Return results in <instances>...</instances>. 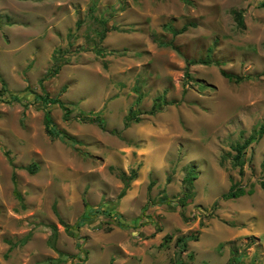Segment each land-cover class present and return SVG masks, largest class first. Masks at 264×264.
I'll list each match as a JSON object with an SVG mask.
<instances>
[{
    "label": "rangeland",
    "instance_id": "1",
    "mask_svg": "<svg viewBox=\"0 0 264 264\" xmlns=\"http://www.w3.org/2000/svg\"><path fill=\"white\" fill-rule=\"evenodd\" d=\"M234 10L244 11L245 28ZM56 49L63 66L42 87ZM187 69L193 80L184 90ZM222 70L252 77L238 82ZM263 72L264 0H0V90L2 79L8 90L0 102V264H47L58 251L65 264H228L233 248L237 264H264V136L245 150L242 171L233 149L264 123ZM65 86L70 119L58 105L48 109L79 144L47 135L37 100L43 88L56 97ZM164 92L176 103L148 114ZM131 107L142 120L126 127ZM90 111L102 112L106 130L80 119ZM190 168L198 178L183 209ZM122 172L136 174L127 189ZM233 185L247 193L223 199ZM84 198L119 217L95 214L76 228ZM196 233L180 253L176 238Z\"/></svg>",
    "mask_w": 264,
    "mask_h": 264
},
{
    "label": "trees",
    "instance_id": "2",
    "mask_svg": "<svg viewBox=\"0 0 264 264\" xmlns=\"http://www.w3.org/2000/svg\"><path fill=\"white\" fill-rule=\"evenodd\" d=\"M234 15H235V19L237 21L238 26H240L241 28H245L246 23H245V18H244V11L242 10H234L233 11ZM100 22L104 25V29L100 32L101 35V39H104L107 35V32L109 31L108 28H106V24L108 22V20L106 19H101ZM80 25V22L78 23V26ZM188 29V25L183 26L182 29L180 30H174L176 34L179 33H183ZM61 49H56L55 50V54H54V64L53 66L50 68V70L48 71V74L45 76V78H43L41 80V86L43 87V81L46 78H53L55 77L60 69L63 66V63H60V58H59V53L61 52ZM96 52L98 54H102L103 50L101 48H97ZM198 63H202V64H212L213 62L211 60L208 59H200V60H189L188 61V67H190L193 64H198ZM216 64L221 65L223 64L221 61H217ZM222 74L227 77L230 80H235V81H243L245 79H251L252 76L250 75H237V74H232L229 72H226L224 70H222ZM261 76H264V72L262 73ZM193 77L191 76L190 72L187 69V73H186V80H185V88L186 89V84L189 83V81H192ZM3 83V88L0 90V102L3 101L4 96H6V94H8V90L6 88V84L4 82V80H1ZM67 87H63L61 90L60 95L56 96V97H52L50 95V93H48L44 88H43V93L42 94H37V100H40L43 102V104L45 105L44 108V126H45V132L47 133V135L55 140V139H60L64 142L67 143H71V144H79L80 141L75 138L74 136L70 135L69 133H67L64 130H61L59 128H57L52 115H51V111L48 109L49 104H55L58 105L64 112V119L65 120H69L70 116L73 112V109L71 108V105L66 103L64 100L61 99V96L66 92ZM138 91V89H137ZM11 97V101L12 103L14 102H21V98L19 95L17 94H10L9 95ZM143 99V96L141 94L138 95L137 100L135 102V104H139ZM176 103V101H170L167 99L166 97V93L164 92L163 94L157 96L154 100H153V105L151 107V109L147 112L148 114L151 115H155L159 112H162L166 106L171 105ZM28 106V105H25ZM141 111L138 109H135L134 107H131V109L129 110L128 115L125 118L124 124L126 127H130L133 123H139L142 119H141ZM82 118H80L81 120H89L91 123L96 124L99 128L106 130V122L105 119L102 117V112L98 111H90V112H83L82 113ZM112 133H117V130H112ZM264 136V123H262L258 129H256L251 135H249V137H247L243 142L241 143H237L236 145L233 146V149L235 150V155H234V166L236 167H240L241 171L243 170V167L245 165V160H244V154H245V150L250 147L253 143L255 142H259ZM6 155L9 157V152L6 151ZM10 162L12 163V159L9 157ZM13 165V163H12ZM264 165V162H263ZM37 165L34 164L33 166H29L27 169L31 172H35L37 169ZM14 168H16V166H14ZM136 177V174H132L130 176H128L125 172H122L120 174V178L122 180V182L125 185V189H127L130 186V182ZM198 178V173L194 168H190L188 170V172L185 175L184 178V182L186 185V188L183 192V195L179 198V205L180 207H182L183 209L189 205L190 200L192 199V197L194 196V181ZM13 182L16 185L17 184V176L16 173L14 172L13 174ZM260 186L262 187V189L264 190V179L260 181ZM152 187V184L150 185V189ZM15 193L17 195V197L22 201L23 200V196L22 194H20V192L17 190V188L15 189ZM247 192L244 189V187L239 186V185H233L231 186L230 190L227 193H224L222 195L223 199L229 200V199H237L242 197L243 195H245ZM167 198V197H166ZM165 201L170 202V200L166 199ZM86 211L83 213V215L80 217V219H78V221L76 222L75 226L76 228L80 229L85 222L88 219H91L93 216H95V214H99L102 213L104 215H106L107 217H112L114 218L116 215L113 214L112 212H110V210H103L102 208H93L91 207L90 203L87 201L86 198L83 199ZM55 212L58 215V210L55 204ZM184 215V214H183ZM117 218L119 217V214H117L116 216ZM188 220V219H187ZM59 221L62 225H64L66 227V229L68 231H70L71 228H73L70 224L66 223L62 218H59ZM118 224L120 226H122V223H120L119 221H117ZM52 228V238H51V246L56 249V240H57V236H58V228L55 224L51 225ZM108 230H110V228H108ZM199 234H189L187 236H178L176 238V246L179 248V252L183 253L185 251H188L189 246H188V242L192 241V240H198ZM173 239V236L171 234H166L164 236V241L168 242L171 241ZM16 246V243H11L10 246V250H12L14 247ZM59 253V257L58 258H49L47 260H45V263L47 264H65L67 262V257L68 255L65 253H62L61 251H58ZM238 250L233 248L231 250V256L229 258V263L228 264H237L239 262V257H238ZM188 256L192 259H194V254L192 252L188 253ZM69 257H74V258H80L81 256H75V255H71ZM81 259V258H80ZM86 260V258H82L81 259V263L84 262ZM176 264V263H173Z\"/></svg>",
    "mask_w": 264,
    "mask_h": 264
}]
</instances>
